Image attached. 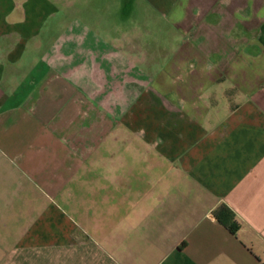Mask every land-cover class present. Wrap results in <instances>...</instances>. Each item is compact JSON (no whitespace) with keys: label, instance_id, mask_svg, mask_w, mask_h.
I'll return each instance as SVG.
<instances>
[{"label":"crops","instance_id":"crops-1","mask_svg":"<svg viewBox=\"0 0 264 264\" xmlns=\"http://www.w3.org/2000/svg\"><path fill=\"white\" fill-rule=\"evenodd\" d=\"M143 2L0 0V264H264V0Z\"/></svg>","mask_w":264,"mask_h":264},{"label":"rangeland","instance_id":"rangeland-1","mask_svg":"<svg viewBox=\"0 0 264 264\" xmlns=\"http://www.w3.org/2000/svg\"><path fill=\"white\" fill-rule=\"evenodd\" d=\"M62 13L66 16H79L87 19L90 16H148L151 15L147 10L143 0H56ZM66 9V10H65ZM90 22V21H89ZM63 123H68L67 118ZM20 124H27L30 129L31 140H43L45 128H52L59 125L54 118L39 114H31L28 118H22ZM34 141V142H36ZM30 151H34L31 149Z\"/></svg>","mask_w":264,"mask_h":264},{"label":"trees","instance_id":"trees-1","mask_svg":"<svg viewBox=\"0 0 264 264\" xmlns=\"http://www.w3.org/2000/svg\"><path fill=\"white\" fill-rule=\"evenodd\" d=\"M231 232H235V225L234 224H225Z\"/></svg>","mask_w":264,"mask_h":264}]
</instances>
